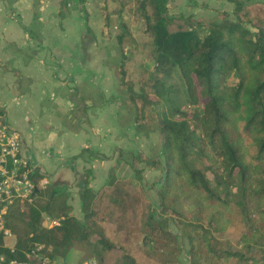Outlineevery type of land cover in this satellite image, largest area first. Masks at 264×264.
<instances>
[{"label": "trees", "instance_id": "1", "mask_svg": "<svg viewBox=\"0 0 264 264\" xmlns=\"http://www.w3.org/2000/svg\"><path fill=\"white\" fill-rule=\"evenodd\" d=\"M133 1L132 18L150 40L152 64L141 70L139 89L129 87V99L137 129L149 109L161 106L159 153L131 150L127 162L136 176L117 177L112 169L99 190L85 182L82 219L65 189L42 186L36 171L33 201L15 203L6 215L15 241L13 250L2 252L7 260L31 264H41L27 256L36 244L53 263L75 250V264L91 258L98 264H184V252L188 264H264V0H228L233 18L215 9V20L195 24L191 15L171 13L169 0ZM110 19L104 15L102 37L114 39L123 55L131 33L113 34ZM174 73L184 86L185 107L171 96ZM140 163L160 171L157 207ZM191 197L192 208H177ZM46 217L59 224L46 225Z\"/></svg>", "mask_w": 264, "mask_h": 264}, {"label": "crops", "instance_id": "2", "mask_svg": "<svg viewBox=\"0 0 264 264\" xmlns=\"http://www.w3.org/2000/svg\"><path fill=\"white\" fill-rule=\"evenodd\" d=\"M113 49L60 0H0V109L22 133L40 184L65 189L79 219L85 182L106 183L117 148L141 150L135 124L120 123Z\"/></svg>", "mask_w": 264, "mask_h": 264}, {"label": "rangeland", "instance_id": "3", "mask_svg": "<svg viewBox=\"0 0 264 264\" xmlns=\"http://www.w3.org/2000/svg\"><path fill=\"white\" fill-rule=\"evenodd\" d=\"M64 1L66 3L68 1L72 2L73 8L69 10L65 5H63V13L67 14V11H70L77 12L80 15H84L87 20L88 29H91L92 32L101 28L102 24L104 23V15L108 14L111 17L110 21L113 27V34H115V32L122 33L121 31H124L125 29H128V33H131V35H127L125 38V46L127 48L125 49V54L123 55L121 54V51L114 39L112 40V38L110 37L104 39L106 43H109L114 48L113 55L109 57V61L110 64L114 65L115 67L114 71L116 74L114 73V76L118 77V82L120 84L119 91L120 93H122L125 100L121 108L120 123L122 125H126L130 122L132 126L133 124H135V126H133L135 127L133 130L135 131L134 133H136V136H139V146L141 147V150H136V152H139L144 156H157L159 150L161 149V138L156 119L159 118L158 115L160 113L161 106L156 105L153 107V109H149L147 112L146 122L142 124V126H139L137 129L136 123L134 121V106L129 99V87L134 86L135 90L137 91L139 89L138 78L141 70H143L144 68H148L147 66L152 64V59L150 60L148 58V52L151 49L150 40H148V38L144 37L140 33V24L138 22L134 23L132 18L134 1L124 0L125 3L127 2V4H125L123 7L121 6L122 0ZM227 1L228 0H169V10L171 13L181 14L183 16L191 15L192 20L190 21L191 23L195 24L197 21L215 20L217 18L215 9H229V4L227 3ZM85 3L88 4V7L84 5ZM232 11L233 7L232 10L228 11L230 13V16L233 18L234 16ZM199 33L203 35L202 30H200ZM123 72H125L124 80L122 79ZM231 82H236V79L232 78ZM169 83L173 85L171 96L174 102L181 107H185L186 94L183 83L178 74L174 73ZM130 151L131 150L129 149H124V153L122 155L118 150L115 151L118 159L115 167L113 168V172L117 177L124 178L136 176L134 169L127 162L132 158ZM119 157H121V159H119ZM139 167L143 168L142 183L146 188L147 194L150 197L153 205L157 207V187L159 186V180L161 178L160 171L150 169L145 163H140ZM192 202L193 197L182 201L177 208L183 212H186L193 207ZM45 224L49 225L46 220ZM173 230L175 232H178L176 227H173ZM76 257L77 251L73 250L67 256V258H57L54 264H75L74 260ZM182 259L184 264H188V256L186 252L183 253Z\"/></svg>", "mask_w": 264, "mask_h": 264}, {"label": "built area", "instance_id": "4", "mask_svg": "<svg viewBox=\"0 0 264 264\" xmlns=\"http://www.w3.org/2000/svg\"><path fill=\"white\" fill-rule=\"evenodd\" d=\"M22 133L13 127L7 117L0 111V264H31L29 260H7L3 247H14L15 236L6 225L9 209L20 201H33L36 192V167L31 159L23 154ZM49 226L59 224L57 219L46 217ZM37 256L41 264H54L43 253L42 245L36 244L30 253ZM83 264H98L95 258Z\"/></svg>", "mask_w": 264, "mask_h": 264}]
</instances>
